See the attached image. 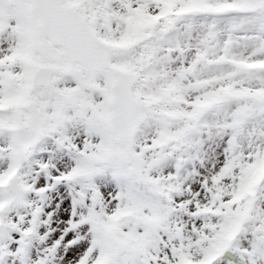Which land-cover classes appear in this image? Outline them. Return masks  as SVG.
I'll list each match as a JSON object with an SVG mask.
<instances>
[{"label": "snow or ice", "instance_id": "snow-or-ice-1", "mask_svg": "<svg viewBox=\"0 0 264 264\" xmlns=\"http://www.w3.org/2000/svg\"><path fill=\"white\" fill-rule=\"evenodd\" d=\"M0 264H264V0H0Z\"/></svg>", "mask_w": 264, "mask_h": 264}]
</instances>
